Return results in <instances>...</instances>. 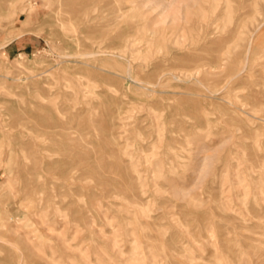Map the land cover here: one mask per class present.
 Segmentation results:
<instances>
[{
  "label": "rangeland",
  "instance_id": "rangeland-1",
  "mask_svg": "<svg viewBox=\"0 0 264 264\" xmlns=\"http://www.w3.org/2000/svg\"><path fill=\"white\" fill-rule=\"evenodd\" d=\"M244 1L0 0V264L215 255L264 190V0Z\"/></svg>",
  "mask_w": 264,
  "mask_h": 264
},
{
  "label": "bare ground",
  "instance_id": "bare-ground-1",
  "mask_svg": "<svg viewBox=\"0 0 264 264\" xmlns=\"http://www.w3.org/2000/svg\"><path fill=\"white\" fill-rule=\"evenodd\" d=\"M231 1V0H230ZM241 1V0H240ZM244 1V0H243ZM67 2V0H66ZM235 2V1H234ZM246 0L244 1L245 4ZM240 4V2H238ZM236 3V5L238 4ZM78 4V3H77ZM238 4V5H239ZM29 5V4H28ZM73 4H71L72 6ZM79 5V4H78ZM63 6V5H62ZM241 7V5H240ZM30 6L28 7V9ZM237 8V7H236ZM69 9V8H68ZM67 9V10H68ZM84 8H78V10H83ZM63 10V9H62ZM71 10V9H70ZM61 12V10H59ZM120 11V10H119ZM82 12V11H81ZM117 12V11H116ZM80 13V12H79ZM76 12V14H79ZM66 14V12H65ZM68 14V13H67ZM71 14V12L69 13ZM75 14V15H76ZM93 19V18H92ZM89 20V19H88ZM100 20V19H99ZM264 23V22H263ZM262 24V23H261ZM87 27V26H86ZM90 27V26H89ZM257 26V28H259ZM202 28V26H201ZM261 28V27H260ZM255 29V28H253ZM205 30V29H204ZM258 30H256L257 32ZM253 32V31H252ZM30 34V32L25 30H19L12 33L10 37L15 39L22 35ZM206 35V34H205ZM204 36V35H203ZM250 37V36H249ZM78 39V38H75ZM253 39V38H252ZM8 40V39H7ZM9 40V41H11ZM79 40V39H78ZM223 40V39H222ZM76 41V40H75ZM201 41V40H200ZM199 41V42H200ZM208 41V40H207ZM211 42V41H210ZM213 42V41H212ZM248 42V40H247ZM221 43V42H220ZM249 43V42H248ZM251 43V42H250ZM213 44V43H212ZM219 44V43H218ZM131 45V44H130ZM133 45V44H132ZM105 47V46H104ZM111 47V46H110ZM128 47V46H127ZM134 47V46H133ZM100 48V47H99ZM103 48V47H102ZM107 48V47H106ZM237 48V47H236ZM104 49V48H103ZM101 50V49H100ZM108 50V49H107ZM230 50V49H229ZM98 51V50H97ZM105 51V50H104ZM109 51V50H108ZM247 51V50H246ZM100 52V51H99ZM229 52V51H228ZM106 54V52H104ZM111 53V52H110ZM113 53V52H112ZM233 53V52H232ZM94 54V53H93ZM101 54V53H100ZM99 54V55H100ZM120 54V53H119ZM128 54V52H127ZM92 54H89V56ZM97 55V54H96ZM107 55V54H106ZM113 55V54H112ZM247 55V54H246ZM256 55V54H255ZM65 56V55H63ZM83 56V55H82ZM133 56V54H132ZM129 57V58H132ZM232 56V54H231ZM62 57V56H61ZM68 57V56H67ZM86 57V56H84ZM124 57V56H123ZM122 57V58H123ZM257 57V56H256ZM120 59V57H118ZM227 58V57H226ZM230 58V57H229ZM227 58V59H229ZM126 59V58H125ZM252 59V58H251ZM188 60V59H187ZM230 60V59H229ZM246 60V59H245ZM247 61V60H246ZM256 61V60H255ZM128 62V60H127ZM223 62V61H222ZM251 62V61H250ZM253 62V61H252ZM148 64V63H146ZM150 64V63H149ZM153 64V63H152ZM226 65V63H224ZM249 63L246 65L248 66ZM154 65V64H153ZM156 65V64H155ZM214 65V63H213ZM244 65V67L246 66ZM251 65V64H250ZM150 66V65H149ZM162 66V65H161ZM166 66V65H165ZM148 67V66H147ZM164 67V65H163ZM168 66L167 68H169ZM175 67V66H174ZM159 68V67H158ZM162 68V67H161ZM177 68V66L175 67ZM180 68V67H179ZM211 68V67H210ZM218 68V67H217ZM220 68V67H219ZM247 68V67H246ZM149 69V68H148ZM170 69V68H169ZM182 69V68H181ZM167 70V69H165ZM164 72V71H163ZM173 72V71H172ZM180 72V71H179ZM242 72V71H240ZM239 72V73H240ZM45 73V72H44ZM126 73V71H125ZM134 73V72H133ZM118 74V73H117ZM127 74V73H126ZM183 74V73H182ZM160 75V74H159ZM158 75V78H159ZM123 76V75H122ZM127 76V75H126ZM135 76V74H134ZM162 76V75H161ZM164 76V75H163ZM175 76V75H174ZM237 76V75H236ZM235 77V76H234ZM138 79V78H136ZM135 80V79H134ZM158 80V79H157ZM136 81V80H135ZM199 81V80H198ZM139 82V81H137ZM142 83V81H140ZM156 84V81L153 82ZM152 83V84H153ZM146 84V83H145ZM151 84V83H150ZM227 84V83H226ZM139 85V83H138ZM228 85V84H227ZM150 86V85H149ZM158 86V85H157ZM156 87V86H155ZM145 88V87H144ZM151 88V87H150ZM154 88V87H153ZM161 90V89H160ZM156 91V90H152ZM157 92V91H156ZM169 92V91H168ZM219 94V93H218ZM216 94V95H218ZM219 101V100H218ZM106 108V107H105ZM107 110V109H106ZM108 111V110H107ZM58 123V122H57ZM107 143V142H105ZM110 143V142H109ZM112 144V143H111ZM109 145V144H108ZM114 147V146H113ZM112 164V163H111ZM112 166V165H111ZM100 167V166H99ZM115 168V167H114ZM113 168V169H114ZM97 169V168H96ZM109 169V164H108ZM112 169V167H111ZM260 181V180H259ZM256 182V180H255ZM94 183V182H93ZM100 183V182H99ZM264 186V179L261 182ZM260 184L257 185V187ZM93 190V189H92ZM59 195V194H58ZM251 201L248 208H245L243 212L234 214V217L229 218V225L221 227L218 230V247L215 248V255L212 254L205 255L203 259L205 264H264V190L255 191L251 195ZM224 213V212H223ZM224 215V214H223ZM214 218V217H213ZM216 218V217H215ZM222 218V217H221ZM212 220V219H211ZM213 223V222H212ZM214 224V223H213ZM212 224V225H213ZM214 227V226H213ZM206 230V229H205ZM211 231V228L210 230ZM216 232V231H215ZM217 233V232H216ZM211 235V234H210ZM212 236V235H211ZM209 237V236H208ZM216 239V238H215ZM211 240V239H209ZM208 240V241H209ZM202 241V240H201ZM207 241V242H208ZM212 241H209V243ZM214 244V243H212ZM207 245V244H206ZM210 246V244H209ZM212 247V246H210ZM212 253V252H210Z\"/></svg>",
  "mask_w": 264,
  "mask_h": 264
},
{
  "label": "crops",
  "instance_id": "crops-1",
  "mask_svg": "<svg viewBox=\"0 0 264 264\" xmlns=\"http://www.w3.org/2000/svg\"><path fill=\"white\" fill-rule=\"evenodd\" d=\"M30 34H25V35H22L21 37H17L15 39H12L11 41H9L5 46H4V49H5V52L7 54H12V53H15L16 51H23L26 49V40H27V37L29 36Z\"/></svg>",
  "mask_w": 264,
  "mask_h": 264
}]
</instances>
